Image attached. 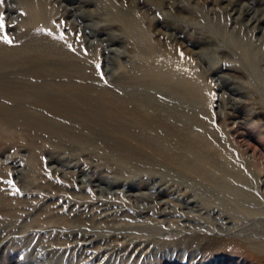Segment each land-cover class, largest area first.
Listing matches in <instances>:
<instances>
[{
  "label": "rangeland",
  "instance_id": "obj_1",
  "mask_svg": "<svg viewBox=\"0 0 264 264\" xmlns=\"http://www.w3.org/2000/svg\"><path fill=\"white\" fill-rule=\"evenodd\" d=\"M243 4L264 14L0 0V264H264V23Z\"/></svg>",
  "mask_w": 264,
  "mask_h": 264
},
{
  "label": "bare ground",
  "instance_id": "obj_2",
  "mask_svg": "<svg viewBox=\"0 0 264 264\" xmlns=\"http://www.w3.org/2000/svg\"><path fill=\"white\" fill-rule=\"evenodd\" d=\"M235 4H236V1H235ZM37 10L34 7L33 10L31 8V10L29 11L30 12L29 13V20H31L30 22H32V21L34 22L36 20H38V21L41 20L40 22H43L42 17L44 16L43 11L45 10V7H41L40 9H37ZM80 15H81L80 19H84V20H87V18L89 17V16H87L86 12H82ZM245 16H248L249 17L248 24H253L255 22L257 24L264 23V14H262L260 12V10H255V9H253L251 6H249L247 4H243V6H241V8L239 10V17H245ZM28 25H30L29 22H28ZM35 31H37V27H36ZM263 31H264V28H263ZM0 48H1V50L3 48V45L1 43H0ZM161 60H162V57L159 54L151 57L149 59L150 62H149V65H148L150 67L149 71L156 78H163L164 80L165 79L168 80L170 78V79H173V81L177 84V79H178L177 76H178V73L175 70L167 69V68L163 67V65H162L163 62H161ZM234 245L237 248L243 246L242 243L241 242H238V241ZM243 248L245 249V247H243ZM243 248L241 247L239 249H241V251H242V250H244ZM247 249H248V247H247ZM243 254H244V252H243Z\"/></svg>",
  "mask_w": 264,
  "mask_h": 264
},
{
  "label": "snow or ice",
  "instance_id": "obj_3",
  "mask_svg": "<svg viewBox=\"0 0 264 264\" xmlns=\"http://www.w3.org/2000/svg\"><path fill=\"white\" fill-rule=\"evenodd\" d=\"M0 26H2V25H0Z\"/></svg>",
  "mask_w": 264,
  "mask_h": 264
}]
</instances>
